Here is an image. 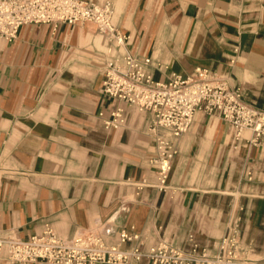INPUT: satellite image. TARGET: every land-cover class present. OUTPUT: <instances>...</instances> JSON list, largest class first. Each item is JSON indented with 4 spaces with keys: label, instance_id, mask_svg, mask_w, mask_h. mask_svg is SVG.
<instances>
[{
    "label": "crops",
    "instance_id": "0c3cea01",
    "mask_svg": "<svg viewBox=\"0 0 264 264\" xmlns=\"http://www.w3.org/2000/svg\"><path fill=\"white\" fill-rule=\"evenodd\" d=\"M113 6L127 49L151 58L154 80L211 68L264 110V0ZM109 57L93 22L25 24L16 38L0 37V235L26 240L49 225L64 238L99 229L117 244L121 231L134 230L145 250L187 247L192 236L214 254L239 218L242 256L264 258V136L246 129L237 138L220 116L201 112L179 137L158 129L178 147L159 189L151 113L103 94ZM116 107L126 122L107 128Z\"/></svg>",
    "mask_w": 264,
    "mask_h": 264
},
{
    "label": "built area",
    "instance_id": "2783aa9c",
    "mask_svg": "<svg viewBox=\"0 0 264 264\" xmlns=\"http://www.w3.org/2000/svg\"><path fill=\"white\" fill-rule=\"evenodd\" d=\"M95 23L105 36L107 53L102 92L140 111L151 113L149 128L156 135L153 158L158 172V188L165 189L178 154V147L160 128L179 137L194 124L196 115H218L231 124L240 138L250 129L257 138L264 136V110L245 102L226 76L199 66L192 74L174 73L167 81H156L147 71L151 58L140 60L127 49L129 37L114 24L113 0H0V37L12 40L25 24ZM120 51V55H115ZM126 122L124 109L116 107L107 128ZM140 233L123 230L117 244L107 242L99 229H87L72 238L60 236L47 225L29 239L14 234L0 235V258L11 263L44 261L51 264H264V258L242 256L239 218L228 222L216 253L200 249L191 236L187 247L160 243L145 250ZM131 245L125 247L124 243ZM135 242V243H134ZM134 243V244H132Z\"/></svg>",
    "mask_w": 264,
    "mask_h": 264
}]
</instances>
